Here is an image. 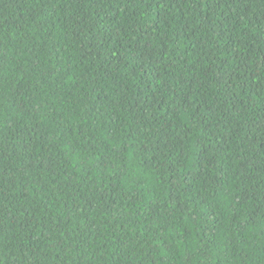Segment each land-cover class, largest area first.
<instances>
[{
	"label": "trees",
	"instance_id": "obj_1",
	"mask_svg": "<svg viewBox=\"0 0 264 264\" xmlns=\"http://www.w3.org/2000/svg\"><path fill=\"white\" fill-rule=\"evenodd\" d=\"M0 264H264V0H0Z\"/></svg>",
	"mask_w": 264,
	"mask_h": 264
}]
</instances>
